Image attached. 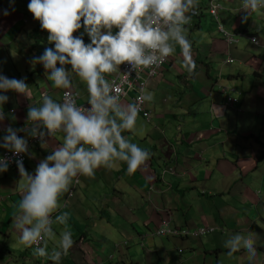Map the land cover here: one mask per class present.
<instances>
[{"label": "crops", "instance_id": "1", "mask_svg": "<svg viewBox=\"0 0 264 264\" xmlns=\"http://www.w3.org/2000/svg\"><path fill=\"white\" fill-rule=\"evenodd\" d=\"M29 2L15 0L12 4V0H0V74L10 79H26L31 92V99L14 91L0 92L9 97L8 102L0 106V112L5 114L4 120L0 121V143L8 134V127H31L28 110L30 106L39 107L42 104V94L61 102L65 91L55 88L51 81L42 83V80H48L44 66L30 63L32 57L42 55L45 48H54V44L48 42L49 33L46 30L42 32V42L35 43L33 36L41 24L28 10ZM220 4L224 8L221 15L225 29L234 34L249 31L246 34L249 37H254L257 31L260 40L255 36L256 47L264 52V9L259 11V16L252 13L243 23L242 17L246 15L242 9L243 0H220ZM209 6L210 0H198L199 15L193 16L191 23L185 26L190 32L188 40L193 44L192 55L196 63L195 75L186 78L199 88L194 97L200 95L205 102L194 106L198 101L192 100V109H184L182 101L172 109L164 108L168 101L161 99V73L148 79V91L153 92L155 97L153 102L145 105L152 113L151 119L147 121L139 116L137 127L143 128L142 135L129 132L123 135L150 152L151 157L131 175L127 172L126 162H120L116 170L97 169L94 178L81 175L77 185L78 177L73 180L69 191L60 198L62 207L59 211L69 214L68 229L74 243L68 255L62 256L58 264H208L207 258L213 253L216 259L210 264H219L223 252H228L224 238L232 236L228 235L231 229L234 234H251L254 237L263 232H259L256 226L258 223L262 225L261 218L253 211L258 201L248 197L260 196L263 190L256 183L261 179L257 161L258 150L262 149L260 137L256 134L264 132V70L259 69L260 63L264 66V57L262 61L254 58L249 38H244L242 47L229 46L223 39H218L217 35L222 37L216 30L218 21H215ZM5 10L8 15H4ZM81 34L85 44L90 43L84 29L76 36ZM218 40L224 42L229 55L219 62L223 69L233 58V50L242 53L241 66L233 67L226 75L223 69L215 71L220 56L216 49ZM251 59L260 62L252 63ZM247 64L251 65V76L242 72L243 67L250 69ZM65 67L71 70L70 65ZM117 74L107 77L108 80ZM69 75L73 84L70 90L80 94V104L87 103L86 85L74 73ZM240 80L244 81L245 90L237 88L236 83ZM216 89L222 96L217 104H214L213 93L210 97L201 94V90L207 93ZM227 93L239 102L227 107ZM133 96L134 93L129 92L121 102L131 103ZM210 100L211 107L218 105L215 114L209 120H202L200 116L209 108ZM154 105L160 108L159 113L152 109ZM187 118L191 120L188 122ZM182 120L184 125L175 124L174 131L169 134L167 124ZM17 135L24 139L32 137L26 131H18ZM63 135L58 132L44 146L41 142L32 145L27 152V162L23 164L29 174L34 175L39 162L62 144ZM213 143H220L221 146ZM6 150L0 147V157ZM21 180L18 165L0 172V196L4 197L0 203V264H57L49 258L55 246L53 242H49V256L45 257L33 254L35 246L27 248L17 244L20 231L15 227L14 217L19 212L18 204L23 195L18 186ZM212 194L216 197L207 196ZM234 205H241V209L234 210ZM165 220L179 227L214 226L221 230L207 246L201 237L153 235ZM241 225L248 230L237 228ZM53 228L58 240L63 226L54 224ZM215 233L217 229L207 235ZM260 244L264 245V236L260 237ZM174 250L188 255L174 258ZM237 255L243 259L247 253L241 250ZM256 256L261 255L258 253ZM256 261L258 264L259 259Z\"/></svg>", "mask_w": 264, "mask_h": 264}, {"label": "clouds", "instance_id": "2", "mask_svg": "<svg viewBox=\"0 0 264 264\" xmlns=\"http://www.w3.org/2000/svg\"><path fill=\"white\" fill-rule=\"evenodd\" d=\"M14 2L12 0V4ZM218 4L221 8L216 15L209 6L215 21H218L216 30L229 46H239L240 42L235 41L232 33L225 29L219 15L224 8L220 0ZM242 9L246 12L242 22L246 23L252 13L264 9V0H243ZM28 10L40 22L42 30L49 33L48 42L54 44V48H45L42 55L32 57L30 63L33 66L42 64L53 86L65 90L63 102L42 94V104L29 107L27 117L31 127H8V134L3 137L0 147L16 155L27 153L28 141L19 137L18 131L38 137L42 146L58 132L64 134L62 144L39 162L34 175L26 171L22 160L16 161L22 177L18 186L23 193L18 204L19 212L14 217L15 227L20 231L17 244L27 248L35 246L33 254L45 257L49 256L47 249L51 241L55 246L49 258L58 264L74 243L68 229L69 214L59 211L62 207L60 198L69 191L73 180L81 175L94 178L96 170L101 167L116 170L120 162H126L127 172L131 175L151 157L150 152L123 133L143 134V128L137 127V120L139 116L146 119L140 111L143 105L150 111L145 105L153 102L154 93L143 84L132 102L137 93L136 84L121 98V88L112 82L117 75L110 81L107 77L120 72L121 65L127 64L130 71L122 73L123 80L126 81L133 71L139 78L144 69L154 70L174 56L177 47L183 57L182 68L189 77H193L196 63L185 26L191 23L193 16L199 15L198 0H30ZM8 14L5 10L4 15ZM220 27L233 38L234 43L228 42ZM82 28L90 38L88 44H85L83 34L74 35ZM114 29L118 31L114 33ZM235 35L249 38L250 43L257 46L252 42L253 39L257 42L255 37L243 33ZM67 65L71 70L65 67ZM69 73H74L87 87V103H79L83 107L76 104L80 94L76 90L75 94L67 91L73 86ZM8 91L31 99L26 79H10L0 74V92ZM129 92L134 93L131 103H122ZM225 95L227 103L229 98L234 99L229 93ZM8 100L7 95L0 94V106ZM151 116L146 120L149 121ZM4 118V112H0V121ZM8 164V159L0 157V172H6ZM54 224L63 226L58 240ZM262 231L260 233L264 234ZM255 244L251 234L236 233L225 241L224 246L228 249V256L244 250L252 260L257 254Z\"/></svg>", "mask_w": 264, "mask_h": 264}, {"label": "rangeland", "instance_id": "3", "mask_svg": "<svg viewBox=\"0 0 264 264\" xmlns=\"http://www.w3.org/2000/svg\"><path fill=\"white\" fill-rule=\"evenodd\" d=\"M260 13L261 12L258 13V16H259ZM206 18L213 20V18L210 15H206ZM186 34H187V38L189 39L190 32L187 31ZM255 36L258 38V40H260V35L258 34L257 31H256V35ZM232 37L234 38L235 41H239L240 42L239 46H237V47H242V41L244 40V38H242L240 36H236L233 33H232ZM217 38L218 39H223L225 41L223 36L219 37L217 35ZM191 44H192V42H191ZM255 47L256 46L250 44V52L253 50V52H251V53L254 55V58L258 57V59H260L262 61V59L264 57V55H263L264 52H263L262 49L257 48V47L255 48ZM216 49L220 52V56L218 57V60L216 61L215 71H217V70L221 71L223 69V66L220 65V63H219L220 60L227 59L229 55H228L227 47H226V45L224 44L223 41H220V40L217 41ZM180 51H181L180 48L177 47L176 54L174 56H170L167 64H165V66H164L163 72L160 71L157 74V75H159L161 73L160 76H159V80L161 81L160 95H161V99L162 100L166 99L168 101V103L164 107V108H168V109H172L176 105L178 106L180 101L183 102V104L182 103L181 104L183 105L184 109H188V108L192 109V107L200 106L201 104H203L205 102V100H203L202 98L199 97L200 95H197L198 97H194L195 94H197V89H199V88H198V86H197V84L195 82H191L190 78H186L189 75L181 66V61H182L183 57L181 56ZM191 51H192V49H191ZM241 54H242L241 52H237V51L233 50V53L231 54V56L233 57L232 59L234 60V63L233 64L229 63V65L223 69L224 75H226L233 67L239 68L241 66V64H242V59H241L242 56H241ZM192 57H193V55H192ZM258 59H251V62L252 63H259L260 61ZM247 65H249V64H247ZM249 66H250V69H247V68L243 67L242 68V72L243 73L247 72L251 76L252 75L251 65H249ZM259 69L264 70V66L261 63H260V68ZM157 75H155V76H157ZM213 75L216 78L215 73H213ZM182 76H184L185 79H181ZM146 78H147V76L144 75V78H142V81L145 82L144 83V88H146L148 90V86L146 84L148 80H146ZM152 78L153 77H150L149 80L152 79ZM48 81L49 80H42V83L47 84ZM234 83H236V82H234ZM236 84H237V88H240V90H245L246 89L244 81L240 80ZM37 90H39V89H37ZM212 93H213L212 98L214 96V104L219 103V101H221V99H222V96H221L220 93H218L217 89L215 91H213V92L207 91V93L205 91L201 90V94H203V96H206V94H208L207 97H210ZM192 100L198 101L196 103V105L193 106ZM210 102H212V100L209 101V106L211 105ZM152 109L155 112H158V113L160 111V108L157 105L152 106ZM260 117H263V116H260ZM195 119L196 118H193L192 120H195ZM190 120H191V118H187L188 122ZM175 124L184 125V121L182 120V121H179V122H174L172 124H167L168 133L169 134L174 131V129L176 127ZM256 136L260 137V140L264 144V132L257 133ZM243 148L244 147H241V149H243ZM260 166H261V169H259L260 170V174L259 175H260L261 179H259L258 182L256 181V183L258 185L262 186V189H263L262 190V194L260 196L258 194H256L257 196L248 197V198L250 200L253 199V200L258 201V202L261 201L264 204V161L261 163ZM235 209L236 210L237 209H241V205H234V210ZM253 211H255L256 215L264 216V208L262 210L260 209V211H259L257 206H255L253 208ZM227 220H228V217H227ZM231 226H234V225L232 224ZM197 227H199V226H197ZM237 228H239L240 230H243V231H247L248 230L245 225H243L242 227H237ZM187 229H188V227H187ZM218 230L220 231L221 228H217V233H215V234L206 235V236H200L201 240L205 244V246H207L208 243L211 244L210 239H212L214 236L220 234V232H218ZM234 232L235 231L231 229L229 231L228 235H234ZM261 236H264V234L261 233V234H259V236H256V237L253 236L254 240L256 242L255 246L260 244V237ZM226 237H227L226 240L230 238L229 236H226ZM226 240L224 238V243H225ZM172 253H173L172 257H174V258H176V257L182 258V257H185V256L188 255V254H186V255L185 254L184 255L180 254V252L177 251V250H174V252H172ZM258 253L261 256H255V258L252 259V261L250 263V260L248 259V255L245 256L246 258L242 259L237 254L236 255H232L230 257V256L227 255V252H223V254L221 255V257L219 259V264H237L239 262H240V264H257V261H256L257 258L259 259V263L258 264H264V255H263V253L257 251V254ZM241 256L244 257L243 255H241ZM203 257H204V255L202 254V258H201L202 260H203ZM215 259H216V254L213 253L212 255H210L207 258V263L210 264Z\"/></svg>", "mask_w": 264, "mask_h": 264}, {"label": "built area", "instance_id": "4", "mask_svg": "<svg viewBox=\"0 0 264 264\" xmlns=\"http://www.w3.org/2000/svg\"><path fill=\"white\" fill-rule=\"evenodd\" d=\"M210 8L212 9L213 13L216 15L217 11L221 8V6L218 4V0H210ZM219 29H220V32L227 38L229 43H234L233 38L229 34L224 32L222 27H220ZM252 42L258 46V43L254 39L252 40ZM167 61H168V59L162 65H160L158 68H155L154 70L153 69H144L140 73L139 78H136V73L133 71V72H131V76H129L126 81L123 80L122 73L130 71V66L127 64L121 65L120 72H118L117 76L114 79H112V82H114L116 86L121 88V92H122L121 98L127 94L128 89H133L135 87V84H136L135 90L137 91V93H136V96L133 98L132 102L135 101L136 97L139 95L140 90L143 88L144 83L142 81V78H143L142 76L146 75L147 77H151V76H154L155 74H158L159 71L163 68V66L167 63ZM229 62L232 63L233 60L230 59ZM67 91H71L73 94L76 93L75 91H72V90H67ZM231 92H234V90H231ZM63 96H64V93L62 95L61 103L63 102ZM79 99H80V97L78 96L76 98V104L78 107H83L84 105H79ZM237 102H239V100L232 99V98L228 99V104L237 103ZM85 107H90V105H85ZM140 113L146 119H149L151 116V112L147 111L144 108V105H143ZM26 140L28 141V151L31 149L33 144H37L40 142V139L38 137H33V136L30 137L29 139H26ZM2 158H6L9 160L8 168H15V166H17V162H16L17 160H22L23 164L27 161V153H21L19 155H16L12 151H9L7 149L4 157H2ZM172 171H174V170H172ZM72 194H73V192L71 191L70 196H72ZM3 200H4V198L0 197V202H2ZM165 223H167V222H165ZM216 229H217L216 227H211V226H199L196 228H188V229L183 228L182 229V228L170 227L167 224V225H164L161 229H159L155 233L160 234V235L169 234L171 236H176V237H191V236L200 237L203 235H207L209 233H213L216 231Z\"/></svg>", "mask_w": 264, "mask_h": 264}, {"label": "trees", "instance_id": "5", "mask_svg": "<svg viewBox=\"0 0 264 264\" xmlns=\"http://www.w3.org/2000/svg\"><path fill=\"white\" fill-rule=\"evenodd\" d=\"M223 11H221V12H219V15H220V17H221V19H222V15H221V13H222ZM223 20V19H222ZM83 29V28H82ZM81 29V30H82ZM81 30H79V31H81ZM78 31V32H79ZM42 32H44V30H42V28H38L37 30H36V32H35V35L33 36L34 37V39H35V43L36 44H40L41 42H42ZM78 32H76V33H74V35H76ZM245 33L246 34H248L249 33V31H245ZM240 34V33H239ZM260 83V82H259ZM263 84H264V81H263ZM246 98V101H248V98L247 97H245ZM234 105V103H231V104H226V106L227 107H232ZM217 106L218 105H214V106H209V108H207L206 109V111L203 113V115H201V119L203 120L204 118H206V120H209V117L211 116V115H213V114H215V109L217 108ZM205 120V119H204ZM260 145H262V149L261 148H259V150L258 151H260L259 153H258V158H259V160L257 161L258 163H259V166L261 165V163L264 161V144L260 141ZM213 144H215V145H217V146H221L220 145V143H213ZM7 151V150H6ZM6 153V152H5ZM5 155V154H4ZM4 155H3V157H4ZM27 162V161H26ZM25 162V163H26ZM24 163V164H25ZM9 169H14V168H8V170ZM260 169H261V166H260ZM80 177V176H79ZM78 177V181L80 182V178ZM76 180V181H77ZM79 182L78 183H76L75 182V185H77V184H79ZM73 195V194H72ZM208 197H216V195H214V194H212L211 196H209V195H207ZM0 197H2V196H0ZM2 198H4V197H2ZM4 201V200H3ZM2 201V202H3ZM2 202H0V203H2ZM257 208L259 209V211H260V209L262 210L263 208H264V204L260 201V202H258L257 203ZM260 216V218H261V222H262V225L260 226V224L258 223V225H256L257 227H261V228H257L258 229V231L260 232V231H262V230H264V227H262V226H264V216H261V215H259ZM165 222H167V223H165ZM168 224V226H170V227H175V228H187L188 226L187 225H181L180 227L179 226H175V225H172L171 224V222L170 221H168V220H165L164 221V223L161 225V226H159L157 229H155L154 230V233H153V235H160V234H157V233H155V232H157L159 229H161L164 225H167ZM237 226H240V225H237ZM241 226H243V225H241ZM188 228H190V227H188ZM161 236H171V235H169V234H165V235H161ZM256 249H257V251H259V252H261V253H263V255H264V245H261V244H259V245H256ZM241 252V250L240 251H238V252H235V253H233V254H237V253H240Z\"/></svg>", "mask_w": 264, "mask_h": 264}, {"label": "bare ground", "instance_id": "6", "mask_svg": "<svg viewBox=\"0 0 264 264\" xmlns=\"http://www.w3.org/2000/svg\"><path fill=\"white\" fill-rule=\"evenodd\" d=\"M149 110V109H148ZM214 227V226H213Z\"/></svg>", "mask_w": 264, "mask_h": 264}]
</instances>
